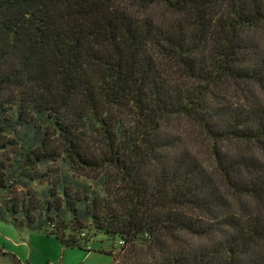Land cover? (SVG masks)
<instances>
[{
    "label": "trees",
    "instance_id": "trees-1",
    "mask_svg": "<svg viewBox=\"0 0 264 264\" xmlns=\"http://www.w3.org/2000/svg\"><path fill=\"white\" fill-rule=\"evenodd\" d=\"M0 221L264 264V0H0Z\"/></svg>",
    "mask_w": 264,
    "mask_h": 264
},
{
    "label": "rangeland",
    "instance_id": "rangeland-1",
    "mask_svg": "<svg viewBox=\"0 0 264 264\" xmlns=\"http://www.w3.org/2000/svg\"><path fill=\"white\" fill-rule=\"evenodd\" d=\"M85 180L94 183L90 179ZM94 231L93 229L85 231L86 237L92 238L88 246L93 248V251L89 253L78 248L64 250L55 238L42 232L27 228L18 229L9 222L0 221V264H120L123 262L119 241L102 233L94 235ZM110 251L113 253L112 256L107 253Z\"/></svg>",
    "mask_w": 264,
    "mask_h": 264
},
{
    "label": "crops",
    "instance_id": "crops-1",
    "mask_svg": "<svg viewBox=\"0 0 264 264\" xmlns=\"http://www.w3.org/2000/svg\"><path fill=\"white\" fill-rule=\"evenodd\" d=\"M61 246V245H60ZM62 247V246H61ZM62 249H64L63 247H62ZM68 249H74V248H66V249H64V250H68ZM79 250H81V249H79ZM85 251V250H84ZM87 252H89L90 253V251H87ZM92 252V251H91ZM50 264H52V263H50Z\"/></svg>",
    "mask_w": 264,
    "mask_h": 264
}]
</instances>
